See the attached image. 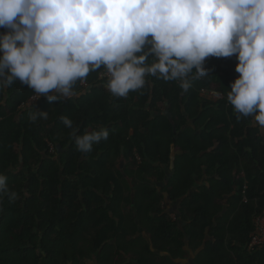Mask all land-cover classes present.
<instances>
[{"label":"trees","instance_id":"trees-1","mask_svg":"<svg viewBox=\"0 0 264 264\" xmlns=\"http://www.w3.org/2000/svg\"><path fill=\"white\" fill-rule=\"evenodd\" d=\"M237 63L207 57L187 91L146 74L126 98L99 80L101 65L71 99L40 95L32 105L49 117L35 123L33 90L17 79L0 105V173L18 194L0 202V264H191L179 261L186 247L192 264H264V244L248 247L264 212V130L227 100ZM62 116L109 137L80 153Z\"/></svg>","mask_w":264,"mask_h":264},{"label":"clouds","instance_id":"clouds-1","mask_svg":"<svg viewBox=\"0 0 264 264\" xmlns=\"http://www.w3.org/2000/svg\"><path fill=\"white\" fill-rule=\"evenodd\" d=\"M0 27L10 29L0 33V105L17 79L27 84L30 122L49 117L30 99H71L76 83L101 65L112 96L126 98L145 86L146 74L179 80L187 91L207 76V57L236 54L240 75L227 100L264 130V0H0ZM60 119L85 155L109 137L105 127L78 134L71 119ZM4 197L14 202L18 194L0 173V202Z\"/></svg>","mask_w":264,"mask_h":264},{"label":"built area","instance_id":"built-area-1","mask_svg":"<svg viewBox=\"0 0 264 264\" xmlns=\"http://www.w3.org/2000/svg\"><path fill=\"white\" fill-rule=\"evenodd\" d=\"M98 78L102 82L107 83L109 76H108L106 67L103 69V71L100 72ZM201 95L206 97V98L213 99V100L219 99L221 97V95L217 94L216 91L202 90ZM39 98H40V96L38 98L30 99L31 104L37 102V100ZM28 101H29V99H28ZM28 101L26 102L27 105H28ZM254 224H255L256 232H255L254 236L252 237L251 242L248 245L249 248H251L255 245L264 244V212H263V214H261L260 216H258L254 219Z\"/></svg>","mask_w":264,"mask_h":264},{"label":"crops","instance_id":"crops-1","mask_svg":"<svg viewBox=\"0 0 264 264\" xmlns=\"http://www.w3.org/2000/svg\"><path fill=\"white\" fill-rule=\"evenodd\" d=\"M175 203V208H168V206H169V204H173V203H171L170 201H168V200H166V202H165V204L167 205V206H165V211L166 212H170L171 214L173 213L174 214V212H176L177 211V206H178V204H176V202H174ZM186 250L188 251V256H186L184 259H181V260H179L181 263H193V259H194V256H195V254H196V251H192L190 248H188V247H186ZM191 250V251H190Z\"/></svg>","mask_w":264,"mask_h":264},{"label":"rangeland","instance_id":"rangeland-1","mask_svg":"<svg viewBox=\"0 0 264 264\" xmlns=\"http://www.w3.org/2000/svg\"><path fill=\"white\" fill-rule=\"evenodd\" d=\"M171 203H173V204L172 205L169 204L168 208H175V203L174 202H171ZM165 206H167V205L165 204ZM87 264H94V262L92 260H90V261L87 262Z\"/></svg>","mask_w":264,"mask_h":264},{"label":"snow or ice","instance_id":"snow-or-ice-1","mask_svg":"<svg viewBox=\"0 0 264 264\" xmlns=\"http://www.w3.org/2000/svg\"><path fill=\"white\" fill-rule=\"evenodd\" d=\"M191 251V250H190Z\"/></svg>","mask_w":264,"mask_h":264}]
</instances>
